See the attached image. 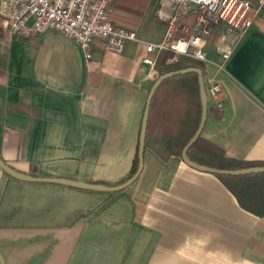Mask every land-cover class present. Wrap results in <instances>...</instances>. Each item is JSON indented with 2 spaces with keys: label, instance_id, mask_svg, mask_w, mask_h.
<instances>
[{
  "label": "crops",
  "instance_id": "obj_1",
  "mask_svg": "<svg viewBox=\"0 0 264 264\" xmlns=\"http://www.w3.org/2000/svg\"><path fill=\"white\" fill-rule=\"evenodd\" d=\"M175 4L114 0L112 23L138 39L122 54L98 41L90 61L56 30L12 33L0 12V158L37 179L114 185L130 176L159 79L144 64L147 44L164 40ZM196 18L191 9L181 21L194 27ZM205 50L224 110L208 96L204 137L229 158L264 162V13L242 40L215 27ZM144 161L139 179L116 193L22 181L0 168L6 264H264V217L216 174L147 148Z\"/></svg>",
  "mask_w": 264,
  "mask_h": 264
},
{
  "label": "built area",
  "instance_id": "obj_2",
  "mask_svg": "<svg viewBox=\"0 0 264 264\" xmlns=\"http://www.w3.org/2000/svg\"><path fill=\"white\" fill-rule=\"evenodd\" d=\"M114 0H0V12L6 17L12 33L31 38L48 30H56L74 38L81 46L87 61L92 60L94 45L103 42V50L114 54L124 53L127 42L138 39L135 32L114 25L109 11ZM195 9L194 27L183 24L182 14ZM264 13V0H176L173 14L167 19V31L161 43L147 44L150 79H157V56L168 51L173 62L189 57L206 65H215L208 58L205 39L213 29L222 26L227 35L235 34L242 40ZM189 34L179 37L178 33ZM232 52L223 55L230 60ZM219 70L223 67L216 65ZM207 95L221 114L224 105L219 84L214 77L205 80Z\"/></svg>",
  "mask_w": 264,
  "mask_h": 264
},
{
  "label": "trees",
  "instance_id": "obj_3",
  "mask_svg": "<svg viewBox=\"0 0 264 264\" xmlns=\"http://www.w3.org/2000/svg\"><path fill=\"white\" fill-rule=\"evenodd\" d=\"M174 55L163 51L156 59L159 78L187 69H200L204 79L207 66L189 57L173 62ZM203 114L199 77L196 74L177 76L164 81L156 91L150 109L146 148L168 161L182 158L183 151L197 134ZM191 162L217 171H242L264 168V162L229 158L225 151L204 137V132L188 152ZM139 167V145L130 176L118 184H100L117 187L131 179ZM216 176L236 196L245 210L264 217V173L244 176Z\"/></svg>",
  "mask_w": 264,
  "mask_h": 264
},
{
  "label": "water",
  "instance_id": "obj_4",
  "mask_svg": "<svg viewBox=\"0 0 264 264\" xmlns=\"http://www.w3.org/2000/svg\"><path fill=\"white\" fill-rule=\"evenodd\" d=\"M196 74L199 77V84H200V91H201V101L203 105V114H202V121L200 128L195 135V137L191 140V142L187 145L185 150L182 154L183 161L191 168L201 171V172H207L212 174H219V175H227V176H244V175H251V174H261L264 173V168H256V169H250V170H242V171H217L213 170L207 167H203L200 165H197L193 162H191L188 158V152L193 147V145L197 142V140L202 135L204 128L206 126L207 118H208V109H209V101H208V95L206 90V84L204 79V73L200 69H187L182 70L179 72L169 73L165 76L160 77L154 84L147 103V108L145 111L143 124H142V130L140 134V143H139V167L137 170V173L129 179L127 182H125L122 185H119L117 187H107L100 184H88V183H81L77 181L72 180H63V179H37V178H31L28 176H25L14 169H12L10 166H8L1 158H0V168L9 176L22 180V181H29V182H42V183H51V184H57L67 187H72L75 189L80 190H88V191H95V192H107V193H116L121 192L129 187H131L141 176L143 170H144V155L146 151V138H147V130H148V123H149V117H150V109H151V103L153 100V97L160 87V85L173 77L177 76H185V75H191ZM0 264H6L4 257L0 253Z\"/></svg>",
  "mask_w": 264,
  "mask_h": 264
}]
</instances>
